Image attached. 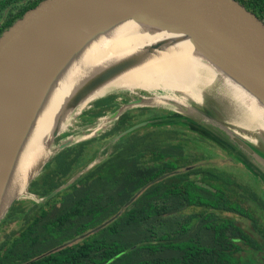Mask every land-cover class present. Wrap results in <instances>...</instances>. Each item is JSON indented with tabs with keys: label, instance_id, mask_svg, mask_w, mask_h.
Returning <instances> with one entry per match:
<instances>
[{
	"label": "trees",
	"instance_id": "1",
	"mask_svg": "<svg viewBox=\"0 0 264 264\" xmlns=\"http://www.w3.org/2000/svg\"><path fill=\"white\" fill-rule=\"evenodd\" d=\"M22 1L0 0V36L45 0ZM236 1L264 22V0ZM116 106V96L104 97L87 114L97 117ZM160 113L126 111L110 130L56 152L29 185L38 197L69 180L105 146L99 162L49 199L31 206L20 199L10 207L0 232L17 220L27 246L40 245V251L9 244L4 233L0 264H264V194L226 170L198 163L203 153L197 149L207 140L178 126L147 127L107 146L118 132ZM120 210L104 227L51 251Z\"/></svg>",
	"mask_w": 264,
	"mask_h": 264
},
{
	"label": "water",
	"instance_id": "2",
	"mask_svg": "<svg viewBox=\"0 0 264 264\" xmlns=\"http://www.w3.org/2000/svg\"><path fill=\"white\" fill-rule=\"evenodd\" d=\"M127 17L149 29L165 30L187 36L199 56L215 72H212L214 76L204 72L207 79L210 77V82L215 81L214 85L222 83L218 89L224 88L229 91L228 95L235 104L239 105L237 110L241 113L243 109L247 113L251 107H260L263 109L261 111L264 116V22L236 0H45L26 12L0 36V178L24 111L32 101L33 92L50 73L53 76L57 73L54 79L53 76L49 78L53 85L64 79L68 67L65 66L63 69L62 65L74 51L76 42L73 36L100 30L117 19ZM161 46L162 42H155L144 46L143 50L150 53ZM81 54L73 53L69 63H73ZM140 59V53H133L95 70L92 69L82 75V78H78L80 81L71 88L69 95L62 103L60 116L69 114L71 121L75 110L80 111L91 103L87 110H82L81 119L92 129L88 131L87 136L77 141L71 140L70 137L75 134L67 131L62 136L66 140L54 147L56 137L67 128L70 121L63 128L56 124L51 128L48 155L28 178L23 191L8 201L0 213V222L22 194L26 195L25 197L35 195L29 192V185L38 177L45 164L56 152L110 130L124 112L140 107L166 110L167 113L160 117L141 120L125 128L113 136L107 146L139 128L159 124L184 126L207 140L216 141L215 139L218 138L225 144L224 149L232 150L229 153L234 157L244 158L248 162L250 160L252 166H255L256 171L261 174V176L255 174L256 177L264 181V149L257 142L260 139L263 140L264 131L260 128L251 130L249 126L253 124H250L246 128L248 133H245L238 125L229 122L226 124L208 112L200 113L199 106L194 108L188 99L198 100L197 98H200L203 92L201 86L200 97H191L185 94L186 91L176 90L178 92L173 93L174 98H166L162 103L157 102V97H164L167 94L151 93L148 90L143 94L136 93L134 90L129 91L134 95L116 93L124 91L122 89L111 90L83 102L97 87L132 68L140 62ZM225 73L245 88L248 94L242 96L243 101L226 85ZM112 95L117 98V106L113 110L97 117L88 116L87 112L94 102ZM234 110L237 113L236 109ZM263 116L261 115L260 119L264 121ZM195 117L201 122L198 123ZM216 143L221 145L217 141ZM104 147L99 150L93 160L69 180L46 196L35 195L32 202H43L74 182L78 176L101 160V151ZM167 175V173L163 174L143 185L124 204L123 208L133 202L144 189ZM121 211L51 251L76 242L104 227L120 215Z\"/></svg>",
	"mask_w": 264,
	"mask_h": 264
},
{
	"label": "bare ground",
	"instance_id": "3",
	"mask_svg": "<svg viewBox=\"0 0 264 264\" xmlns=\"http://www.w3.org/2000/svg\"><path fill=\"white\" fill-rule=\"evenodd\" d=\"M73 40L76 42L74 51L62 65L63 69L68 67L64 79L53 85L49 79L53 76L50 73L33 92L32 101L24 111L0 178V213L11 198L23 191L28 178L48 155L51 128L55 124L63 128L69 123V114L60 116L62 103L82 75L130 54H141L139 63L97 87L84 102L111 90L136 87L181 90L186 91L188 96L200 97L199 84L210 82L203 72L212 76L215 73L199 56L187 36L149 29L129 17L117 19L100 30L73 36ZM155 42H162L161 48L150 53L143 50L144 46ZM73 53L82 54L69 63ZM224 75L226 85L243 101L242 96L248 94L245 88L229 74ZM174 97L168 94L158 96L157 102ZM261 110L260 107H251L247 113L241 110L239 120L247 127L253 124L264 131Z\"/></svg>",
	"mask_w": 264,
	"mask_h": 264
},
{
	"label": "rangeland",
	"instance_id": "4",
	"mask_svg": "<svg viewBox=\"0 0 264 264\" xmlns=\"http://www.w3.org/2000/svg\"><path fill=\"white\" fill-rule=\"evenodd\" d=\"M204 73V72H203ZM205 76V74H204ZM205 78H207L205 76ZM210 77H208V80L210 81ZM197 84H199V82H197ZM215 81L213 82H208V83H204V84H199V86H201V90L202 95L200 98H197L198 100H194L191 101L188 98V101L192 103V105L194 106V108L197 106L199 112L201 113L202 111L205 113H210L211 115H214L216 118L221 119L222 122H229L235 125L240 126V128H242L244 130L245 133H248L247 126H245L244 124H242V120H239L241 117V112L237 109H239V105L235 104L234 100L228 95L229 91L224 89H218V86L222 85V83H216ZM128 90V91H127ZM134 90V92L136 93H147L146 90L142 87H136V88H127L122 92H116V93H123V94H131L134 95L132 93H129V91ZM190 90V89H189ZM151 93L155 92V93H160L161 95L163 94H170L173 95V93H177L178 91L176 90H167V89H163V88H159V89H153V90H148ZM149 94V93H148ZM91 104V103H90ZM89 104V105H90ZM89 105H86L83 107V109H81L80 111H74L73 113V118L70 121V124L67 126V128H65L63 130V132L61 131V133L56 137V140L54 141V147H57L59 143L64 142V140H66V138H62L63 134L68 132L74 133L75 136L70 137L71 140L73 141H77L80 138L87 136L89 133L88 131H90L92 129V127L86 122L83 123L84 121H82L81 119V112L82 110H87ZM80 108H78L79 110ZM234 109H236L235 113ZM241 109V108H240ZM244 110V109H243ZM198 112V113H199ZM240 117V118H239ZM196 121H198V123L201 122V120L197 117H195ZM99 120V119H98ZM232 121V122H231ZM100 123V121H99ZM86 124V125H84ZM227 124V123H226ZM176 126V125H174ZM166 128H169V125H165ZM180 127L181 130L183 129H187L186 127ZM249 128H251V130L257 128L256 126L252 125L249 126ZM249 129V131H251ZM254 132V131H253ZM243 133V132H241ZM245 133H243V135H246ZM252 133V131H251ZM248 135V134H247ZM78 136V137H77ZM255 136V135H252ZM263 140H259L257 142H259L258 144L260 146H262V148L264 149V143L261 144V142L264 141V136L262 135ZM207 140V139H206ZM219 144L218 145L216 143V141H210L207 140L203 143V147L198 148L197 151L198 152H202L203 156L201 158H199L198 163L201 164H206L207 166H212V167H216L220 170H226L228 172H230L232 175H234L241 183H243L244 185H248L249 187L254 188L255 190H257V192L264 194V181L261 180L260 178L256 177L255 174H259L261 176V174L256 171V167L254 168L252 166V163L249 162L244 159V158H236L234 157L233 154H230L229 152L232 151L231 149H224L225 144L221 143L220 140H218V138L215 139ZM234 157V158H233ZM262 172V171H260ZM172 174V173H171ZM170 175V174H169ZM257 178V180L254 179ZM26 195L22 194V196H20V199H27L29 202L28 206H31L32 204V199L35 195L29 197L27 195V197H25ZM19 199V200H20ZM34 200V199H33ZM264 215V211L260 212ZM20 222H8L4 227H3V232L8 235L10 237V240L8 241L9 244L15 242L16 244H18L20 247L25 248L27 247L28 249L31 250H38L40 251L39 247L40 245H29L27 246V240L25 238H22V227L20 226ZM25 229V228H24ZM24 231V230H23ZM6 240V236L3 235L2 232H0V243L4 242ZM46 241V240H45ZM47 243V242H46ZM45 244V242H44Z\"/></svg>",
	"mask_w": 264,
	"mask_h": 264
},
{
	"label": "flooded vegetation",
	"instance_id": "5",
	"mask_svg": "<svg viewBox=\"0 0 264 264\" xmlns=\"http://www.w3.org/2000/svg\"><path fill=\"white\" fill-rule=\"evenodd\" d=\"M24 1H28V0H23L22 2H24ZM1 21V20H0ZM1 23V22H0ZM143 108H148V107H143ZM149 109H156V108H149ZM156 110H159L161 113L158 115V117H160V116H162L163 114H166L167 112H166V110H161V109H156ZM147 119V118H146ZM144 120V119H143ZM172 126H174V125H169V127H172ZM151 128H161V129H163V128H165V129H167L166 127H165V125H162V124H159V125H157V126H150ZM178 127H182V126H178ZM145 128H147V127H145ZM145 128H143V129H145ZM184 128V127H183ZM160 130V129H159ZM181 131H189V132H192L191 130H188V129H183V130H181ZM195 133V132H194ZM187 138H190V136L188 135L187 136ZM205 139V138H204ZM206 140V139H205ZM205 141H203L202 143H204ZM15 223L16 222H18L17 220L16 221H14ZM2 233L4 234V232L2 231Z\"/></svg>",
	"mask_w": 264,
	"mask_h": 264
}]
</instances>
